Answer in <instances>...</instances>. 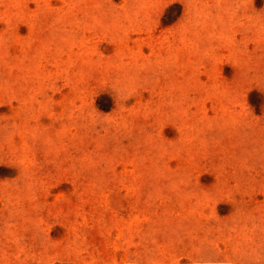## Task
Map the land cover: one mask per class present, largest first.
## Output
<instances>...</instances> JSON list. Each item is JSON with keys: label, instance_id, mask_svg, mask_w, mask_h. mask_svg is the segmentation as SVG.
<instances>
[{"label": "rangeland", "instance_id": "374dc122", "mask_svg": "<svg viewBox=\"0 0 264 264\" xmlns=\"http://www.w3.org/2000/svg\"><path fill=\"white\" fill-rule=\"evenodd\" d=\"M0 264H264V0H0Z\"/></svg>", "mask_w": 264, "mask_h": 264}]
</instances>
